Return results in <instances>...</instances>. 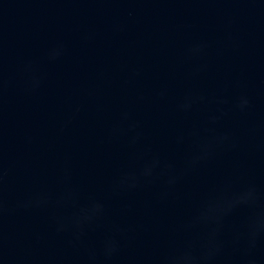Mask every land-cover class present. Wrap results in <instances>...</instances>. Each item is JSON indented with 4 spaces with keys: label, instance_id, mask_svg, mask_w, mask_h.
Listing matches in <instances>:
<instances>
[{
    "label": "water",
    "instance_id": "water-1",
    "mask_svg": "<svg viewBox=\"0 0 264 264\" xmlns=\"http://www.w3.org/2000/svg\"><path fill=\"white\" fill-rule=\"evenodd\" d=\"M247 192L254 236L249 205L197 221ZM214 228L207 264H264V0H0V264H167Z\"/></svg>",
    "mask_w": 264,
    "mask_h": 264
},
{
    "label": "clouds",
    "instance_id": "clouds-1",
    "mask_svg": "<svg viewBox=\"0 0 264 264\" xmlns=\"http://www.w3.org/2000/svg\"><path fill=\"white\" fill-rule=\"evenodd\" d=\"M246 103V101H244ZM208 145L203 146L201 155L194 156L191 163H195L197 160L201 159L203 155L207 154ZM156 166V162L151 165H146L141 173V175L148 177L152 175V169ZM136 177H125L120 181V185L123 186L128 184L129 186H135ZM171 182V181H170ZM245 204L253 208V214L249 218L248 226L252 233L255 235L257 228L262 222V215L260 212L256 211L255 198L252 196L251 192L244 194H233L230 198H219L206 204L200 215L197 217L198 222H205L210 224L219 225L223 218L227 216L237 205ZM101 211L99 205H93L91 209L82 213L75 221L77 225L90 221L94 216H96ZM217 229L214 228L209 234L207 243L202 247L199 253L191 245L185 246L183 249L179 250L175 254L171 255L167 259V264H207V261L213 255V251L216 248L215 233ZM106 247L111 250L112 242H106Z\"/></svg>",
    "mask_w": 264,
    "mask_h": 264
}]
</instances>
